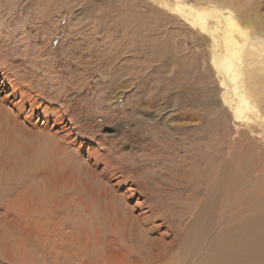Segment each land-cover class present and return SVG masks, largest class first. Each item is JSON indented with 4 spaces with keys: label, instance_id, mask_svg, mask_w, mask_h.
I'll return each mask as SVG.
<instances>
[{
    "label": "rangeland",
    "instance_id": "374dc122",
    "mask_svg": "<svg viewBox=\"0 0 264 264\" xmlns=\"http://www.w3.org/2000/svg\"><path fill=\"white\" fill-rule=\"evenodd\" d=\"M182 1L264 34V0ZM167 4L0 0V264H201L264 208V126L237 121L210 37Z\"/></svg>",
    "mask_w": 264,
    "mask_h": 264
},
{
    "label": "bare ground",
    "instance_id": "6f19581e",
    "mask_svg": "<svg viewBox=\"0 0 264 264\" xmlns=\"http://www.w3.org/2000/svg\"><path fill=\"white\" fill-rule=\"evenodd\" d=\"M206 1L209 3V0ZM210 1L214 4V0ZM227 2L229 1H224L225 5L223 6H220L219 3L216 4L215 2L214 7H196L194 5L186 4L182 0H177V4H174L173 6H170L169 4L167 5L169 6V10L174 11L178 15L181 14L182 17L200 30L202 34H208L214 46L211 47H213V51H215V55H213L212 58V64H214L215 69L218 71L217 75L221 79L220 85L225 90L224 101L230 105L237 121L243 122L244 125L246 123L251 126L250 130L253 134L255 129H260L264 126V79L261 75L264 74V34L260 32H251L255 29L249 31L252 26L250 27L248 22H251V20L248 22H242L239 20L235 17L236 14H233L234 11L231 10H234L235 5L234 7H231L233 6L230 4L231 2ZM255 27L256 25L253 28ZM1 65L0 73L3 71ZM239 124V126H242L241 123ZM252 134L250 135L252 136ZM207 202V204L211 203L209 205L213 206V201L207 200ZM260 203L261 206H264V199H262ZM207 207L210 209V206L207 205ZM207 207L205 209H207ZM211 211H209V213H211ZM256 212H258L256 218L251 220H248L247 218L243 222L239 224L236 223L228 228L230 231H234L240 226L239 230L241 232V229L245 226L243 233L235 235L233 239L221 237L215 238L210 243L209 247L207 246L208 249L206 253H204L205 257L201 261V264H236L238 258H240L245 264H250L252 260H255L261 255L264 256V248L262 251L256 252L255 255H251V242L249 240L248 231L252 228L264 225V208L258 209ZM203 213L205 215L203 214L204 216H202V218L200 215L198 220L199 222H202L199 225L200 231L199 227H196V221V235L190 238L186 236V239L184 238L183 240L185 245H196L195 248L199 246V242L208 230L210 216H212L210 215L207 217V213ZM207 218L209 219L208 222H206Z\"/></svg>",
    "mask_w": 264,
    "mask_h": 264
}]
</instances>
